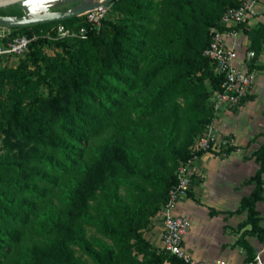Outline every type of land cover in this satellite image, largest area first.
<instances>
[{
    "label": "trees",
    "instance_id": "obj_1",
    "mask_svg": "<svg viewBox=\"0 0 264 264\" xmlns=\"http://www.w3.org/2000/svg\"><path fill=\"white\" fill-rule=\"evenodd\" d=\"M239 1L112 0L117 17L107 10L98 27L77 15L10 29L85 28L82 36L31 38L15 66H0V133L9 148L0 153V264H189L145 231L179 163L209 151L192 149L221 83L204 49L210 27L224 28L222 13ZM235 27L260 50L263 23ZM46 43L60 51L46 52ZM259 135L257 166L245 180L253 186L236 208L246 213L232 243L245 250L242 264L255 255L247 237L264 239ZM60 177L63 190L51 191ZM201 181L193 175L191 184ZM186 195L194 198L191 189Z\"/></svg>",
    "mask_w": 264,
    "mask_h": 264
},
{
    "label": "built area",
    "instance_id": "obj_2",
    "mask_svg": "<svg viewBox=\"0 0 264 264\" xmlns=\"http://www.w3.org/2000/svg\"><path fill=\"white\" fill-rule=\"evenodd\" d=\"M257 1L240 0L237 5L227 7L221 15L224 28L210 27L211 36L204 49V54L214 62V71L221 76V83L220 88L215 90L211 96L214 117L206 125V130L193 143L192 149L204 148L215 154V145L218 143L225 145L227 141L224 136L220 138L223 140L217 139L220 132L214 126V119L225 109L238 106L251 91L250 88L256 77L254 69H250V62L255 56V51L243 45L242 28L235 26L254 14ZM108 8L109 4L100 5L87 10L82 15L86 21L98 27L100 18L104 16ZM10 29V27L0 26V59L24 53L30 39L38 35H46L47 37L82 36L85 30L84 26H80L78 30H73L61 22L55 25L53 35L36 32H33L31 36L26 33L10 34ZM218 149L220 148L218 147ZM222 152L225 153L224 150ZM191 160L179 163L177 182L169 190L168 199L156 215L161 223L158 234L160 245L158 247L183 258L189 264H229L220 257L212 260L194 259L185 247V236L192 222L187 214L178 211L177 206L181 196H185L192 186L191 180L195 172L192 167L188 166ZM261 224L264 228V219ZM254 246L255 255L250 264H264V239L258 240Z\"/></svg>",
    "mask_w": 264,
    "mask_h": 264
},
{
    "label": "rangeland",
    "instance_id": "obj_3",
    "mask_svg": "<svg viewBox=\"0 0 264 264\" xmlns=\"http://www.w3.org/2000/svg\"><path fill=\"white\" fill-rule=\"evenodd\" d=\"M70 4L71 3H60L55 6L67 7ZM16 11L17 9L14 3L0 5V13ZM107 16L110 18H116L117 13L112 11V9H109ZM36 33L44 34V32L41 31ZM246 45L247 48H250L248 47V44ZM44 50L51 54H55L60 51V49L49 43L44 45ZM261 50L262 47L259 51L254 49L255 56L251 60L250 64H264V60H259ZM17 63L18 58L10 56L1 60L0 66H15ZM254 73L256 77L257 69L254 70ZM253 85L254 83L250 88L251 91L248 93L251 97L246 98L240 103V106L235 108L241 109L240 113L234 110L233 115L230 117L232 119L234 131L227 129V127H220L216 124L214 119V126L220 132V134L217 135V139H220L221 137L223 138L224 136V139L227 141L225 145H220V143L215 145V154L208 152V154L210 156L212 155L215 160H219L213 164L214 168L209 169V167L204 168L201 167V165L199 166V162L194 160L195 157H193L189 162L188 166L193 168L195 176L202 179L203 186H201L204 188L203 193H200L202 195L195 197L196 202H194V204L196 208L193 211L191 219L195 224L194 226H196V228L203 233L199 232L201 235L205 234L206 237H211L214 240L212 245L214 246L213 250L215 251H210V247H207V253L204 255L212 252L215 254L212 255V257H195L188 251L194 259L212 260L216 257H220L229 264H242V260L245 256V250L238 246H233L232 243L241 231V229L238 228V223L244 219L246 214L245 211L239 212L236 209L238 207L240 197L248 194L253 186L252 182L245 181L253 172V168L250 167V165L254 164V166H257V163L255 164L253 162L254 158L251 156V151L261 142L262 137L259 134L262 129L264 130V82L261 83V87H258V90H256ZM204 130H206V128ZM237 133L241 134L238 138H236ZM2 136V133H0V153L9 152V148L5 147V144L3 143ZM24 144H26L24 149H27L32 145V142L26 141ZM229 144H234L236 148L229 153H223L222 150H224V148H226ZM218 147L220 149H218ZM238 160L243 161L246 164L244 169L239 170V175L238 172H236ZM232 164H236V167H232ZM57 182L58 183L54 185L53 190L51 191L60 192L63 190L64 187L60 185V183L64 182L63 179L60 177ZM226 185H229L232 188L229 192L225 188ZM213 186H216L219 191L212 189ZM51 191H48L47 194ZM212 192L216 195L214 196L211 194ZM40 204L41 203L38 205ZM260 206L262 205L257 202V208L259 209L261 215L260 222L262 223L264 219V205L263 207ZM247 238L253 245L258 242L256 236H248ZM233 250L236 251L234 254L231 252ZM237 250L239 252H237ZM10 251H12V249Z\"/></svg>",
    "mask_w": 264,
    "mask_h": 264
},
{
    "label": "crops",
    "instance_id": "obj_4",
    "mask_svg": "<svg viewBox=\"0 0 264 264\" xmlns=\"http://www.w3.org/2000/svg\"><path fill=\"white\" fill-rule=\"evenodd\" d=\"M246 23L250 26H254L258 23L264 24V0H258L257 1L256 6H255V12L252 16H250L246 20ZM241 34H242L243 45L245 46L246 44H249V39H248L246 33L242 29H241ZM259 60L260 61L264 60V42L262 43V50H261V53L259 54ZM256 69H257V75H256L257 78H255L253 87H255V89L258 90V87H261V83L264 82V64H262V63L256 64V67L254 68V70H256ZM240 105L241 104H239L238 106H240ZM238 106H235V107L230 108V109H225L224 111L220 112L215 118L216 124H218L220 127H227V129L234 131V127L232 126V119L230 117L233 115L234 110L236 112L240 113L241 109H239V108L235 109ZM263 109H264V106H263ZM263 119H264V114H263ZM263 122H264V120H263ZM239 135H241V134L237 133L236 138H238ZM194 160L199 162V164H198L199 166L201 165V167H204V168L209 167V169H213L214 168L213 164L216 163L217 161H219V160H215V158L212 155L210 156L208 154V151L202 153L199 156H195ZM253 162L256 164L255 160ZM235 165L232 164V167L235 168L236 167ZM245 166H246L245 162L239 161V160L237 161V171L236 172H238V175H239V170L244 169ZM250 167L253 168V172H254V170L256 169V166H254V164H251ZM242 179H244V178H242ZM202 183H203V181H201L199 184H195V185L191 186L190 189L192 190V192L194 194V198H192L191 196H188V195L181 196V198L178 202V206H177V209L179 212L187 214L191 218L193 211L196 208V206L194 204V202H196L195 197H199L200 195H202L200 193H203V191H204L203 190L204 188L202 187L203 186ZM225 188L228 192L230 189H232L229 185H226ZM208 189H211V188H208ZM212 189L219 191L216 188V186H213ZM213 193L214 192H212L211 194H213ZM258 202L260 205H262L260 207H263L264 201H258ZM191 222H192L191 227H190L188 233L186 234L185 240H184L186 249L190 253H192L195 257H202V256L212 257V255H215L212 252H211L212 254L211 253H209L207 255H204V254L207 253V247H210V251H214L213 250L214 246L212 245V242L214 240L211 237H206L205 234L201 235L200 233H202V232H200L196 228V226H194L195 224H194L192 219H191ZM160 225H161L160 219L158 218V216H155L152 219V224L145 231L146 237L155 246L160 245V239H159V235H158L159 231H160ZM231 252H232V254H234L236 251L233 250ZM237 252H239V251L237 250Z\"/></svg>",
    "mask_w": 264,
    "mask_h": 264
},
{
    "label": "water",
    "instance_id": "obj_5",
    "mask_svg": "<svg viewBox=\"0 0 264 264\" xmlns=\"http://www.w3.org/2000/svg\"><path fill=\"white\" fill-rule=\"evenodd\" d=\"M112 0H7L4 4L14 3L16 12L0 13V26L19 27L30 24L49 22L82 15L87 10L109 4ZM71 3L67 7L56 4Z\"/></svg>",
    "mask_w": 264,
    "mask_h": 264
},
{
    "label": "bare ground",
    "instance_id": "obj_6",
    "mask_svg": "<svg viewBox=\"0 0 264 264\" xmlns=\"http://www.w3.org/2000/svg\"><path fill=\"white\" fill-rule=\"evenodd\" d=\"M7 0H0V5L4 4ZM38 1H41V2H47L49 0H38Z\"/></svg>",
    "mask_w": 264,
    "mask_h": 264
}]
</instances>
